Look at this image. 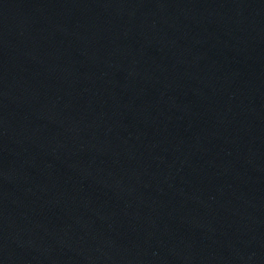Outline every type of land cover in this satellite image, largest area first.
Returning <instances> with one entry per match:
<instances>
[{
	"label": "water",
	"instance_id": "water-1",
	"mask_svg": "<svg viewBox=\"0 0 264 264\" xmlns=\"http://www.w3.org/2000/svg\"><path fill=\"white\" fill-rule=\"evenodd\" d=\"M0 264H264V0H0Z\"/></svg>",
	"mask_w": 264,
	"mask_h": 264
}]
</instances>
